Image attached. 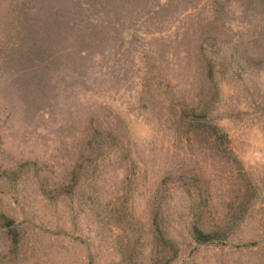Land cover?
Returning <instances> with one entry per match:
<instances>
[{"label":"rangeland","instance_id":"1","mask_svg":"<svg viewBox=\"0 0 264 264\" xmlns=\"http://www.w3.org/2000/svg\"><path fill=\"white\" fill-rule=\"evenodd\" d=\"M0 264H264V0H0Z\"/></svg>","mask_w":264,"mask_h":264},{"label":"trees","instance_id":"2","mask_svg":"<svg viewBox=\"0 0 264 264\" xmlns=\"http://www.w3.org/2000/svg\"><path fill=\"white\" fill-rule=\"evenodd\" d=\"M201 234H203V233H201Z\"/></svg>","mask_w":264,"mask_h":264}]
</instances>
